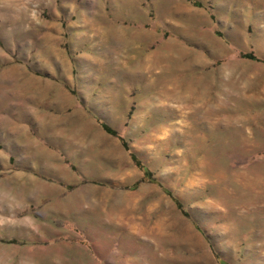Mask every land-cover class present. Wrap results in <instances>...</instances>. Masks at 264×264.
Segmentation results:
<instances>
[{"label":"rangeland","instance_id":"1","mask_svg":"<svg viewBox=\"0 0 264 264\" xmlns=\"http://www.w3.org/2000/svg\"><path fill=\"white\" fill-rule=\"evenodd\" d=\"M23 2L0 3V187L21 202L0 251L264 264V0Z\"/></svg>","mask_w":264,"mask_h":264},{"label":"clouds","instance_id":"2","mask_svg":"<svg viewBox=\"0 0 264 264\" xmlns=\"http://www.w3.org/2000/svg\"><path fill=\"white\" fill-rule=\"evenodd\" d=\"M0 3H3V0H0ZM29 5H31L32 12H35L38 8V3H33V0H24L20 7L14 8V11H21L22 9L27 11ZM4 206L12 211L21 208V202L17 199L13 191L0 187V211L3 210ZM5 219V217L0 216V224L4 223ZM21 221H23L22 224L25 227L30 228L33 231H38L37 222L32 216H24ZM0 264H38V261L31 255L16 257L5 251H0ZM54 264H60V262L57 260Z\"/></svg>","mask_w":264,"mask_h":264},{"label":"trees","instance_id":"3","mask_svg":"<svg viewBox=\"0 0 264 264\" xmlns=\"http://www.w3.org/2000/svg\"><path fill=\"white\" fill-rule=\"evenodd\" d=\"M241 57H243V58H247V59H250V60H256V58H255L252 54H243V55H241ZM102 127L104 128V130H105L107 133H109V134H111V135H113V136H116V134H115L113 131H111L110 129H108V128L105 127L104 125H103ZM119 140H120V142L122 143V145L126 148V144H125V142H124L122 139H120V138H119ZM130 158H131V160H132V161H133L138 167H140V168L143 170L144 178H145L146 181H148V182H155L153 179H151V175H150V173L147 172V170L144 169V168L142 167V165L139 163V161H138V159L136 158L135 155L130 154ZM176 203H177V206L180 207V205H179V203H178L177 201H176ZM222 264H224V263H222Z\"/></svg>","mask_w":264,"mask_h":264}]
</instances>
